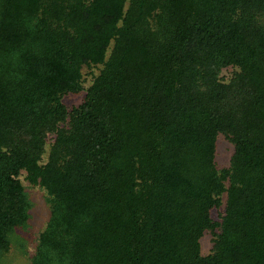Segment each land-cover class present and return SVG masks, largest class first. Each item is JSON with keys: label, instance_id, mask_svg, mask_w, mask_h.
Listing matches in <instances>:
<instances>
[{"label": "trees", "instance_id": "1", "mask_svg": "<svg viewBox=\"0 0 264 264\" xmlns=\"http://www.w3.org/2000/svg\"><path fill=\"white\" fill-rule=\"evenodd\" d=\"M23 174L32 264H264V0H0V253Z\"/></svg>", "mask_w": 264, "mask_h": 264}, {"label": "rangeland", "instance_id": "2", "mask_svg": "<svg viewBox=\"0 0 264 264\" xmlns=\"http://www.w3.org/2000/svg\"><path fill=\"white\" fill-rule=\"evenodd\" d=\"M99 68H85L83 69L84 89H86L94 75H97ZM232 69H226L222 72V77H229ZM85 96V91L78 95H66L63 97V103L70 109L78 106ZM52 141V136L48 137L45 152L42 156V162L46 161L49 152V143ZM233 153V146L219 135L217 140V150L215 155V163L218 169L226 168L229 165L231 155ZM24 174L20 177V181L28 194L32 207L29 212V220L23 228H17L14 232L8 235L9 248L0 253V264H32V258L35 254L38 245L39 236L44 230L49 219L50 211L46 202L47 194L45 190L39 186H33L24 180ZM225 200V195L222 196ZM223 206L220 210L213 209L211 217L218 221L219 214L222 213ZM201 254L208 255L212 248V236L210 233H205L200 240Z\"/></svg>", "mask_w": 264, "mask_h": 264}]
</instances>
